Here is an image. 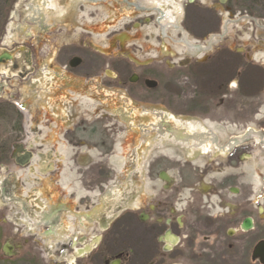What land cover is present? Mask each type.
<instances>
[{
    "label": "flooded vegetation",
    "instance_id": "flooded-vegetation-1",
    "mask_svg": "<svg viewBox=\"0 0 264 264\" xmlns=\"http://www.w3.org/2000/svg\"><path fill=\"white\" fill-rule=\"evenodd\" d=\"M123 1L145 37L78 43L36 72L0 51L29 90L5 98L24 112L5 104L6 139L39 163L10 154L27 186L1 187L3 261L264 264V18L237 0Z\"/></svg>",
    "mask_w": 264,
    "mask_h": 264
},
{
    "label": "rangeland",
    "instance_id": "rangeland-1",
    "mask_svg": "<svg viewBox=\"0 0 264 264\" xmlns=\"http://www.w3.org/2000/svg\"><path fill=\"white\" fill-rule=\"evenodd\" d=\"M75 1L0 0V51L4 49L17 55L20 65L26 64L23 59L24 56H28L31 62L29 66L36 67L37 63L40 65L47 63L52 66V64L59 65V62L62 64L60 57L55 61V54L65 57L72 55L78 43L104 45L111 36L123 31L134 32L135 29H139L136 37H145L146 31L142 30L144 22L137 17L142 14L143 10L134 11L123 0ZM254 1L248 0L253 3L251 10L258 16L257 20H260L259 16L264 18V0H258L260 3ZM34 9L37 12H34ZM59 9L62 10L60 14L57 13ZM43 10L46 13V18L39 15L40 12L43 13ZM135 20L141 21L142 25L140 27L133 25ZM39 22L45 25L40 28ZM37 70L38 67L34 72ZM13 73L4 66L0 68V104L5 101L0 105V198L2 197L1 184L4 181L11 184L17 182L22 190L24 186H27L24 181L26 170L10 157L14 146L23 142L14 141L12 138L6 139L8 136L16 135V128L19 124L17 115H6L10 113V110L5 108V104H14L7 102L5 98L11 100L15 97L19 100L22 96L21 93L29 91L27 85H24L26 80L14 76ZM32 76L34 73L29 74V79ZM43 81L46 85L49 76H44ZM15 110L21 116L24 115V112H21L17 107ZM27 123H29V129H32L30 127L33 125V120L29 119ZM23 145L34 152V157L26 165H39L36 161V145L33 141L29 140ZM45 161L47 163V160ZM41 181L47 183L50 180L43 179ZM2 210L4 209H0V229H3ZM2 241L3 237H0V243ZM3 260L0 251V264H8Z\"/></svg>",
    "mask_w": 264,
    "mask_h": 264
},
{
    "label": "water",
    "instance_id": "water-1",
    "mask_svg": "<svg viewBox=\"0 0 264 264\" xmlns=\"http://www.w3.org/2000/svg\"><path fill=\"white\" fill-rule=\"evenodd\" d=\"M7 53H9L8 51H6ZM3 57V56H2ZM24 160L22 162H20L22 165H24L25 163L29 162L30 160H32L33 158V153L32 151L28 150L27 148L24 149Z\"/></svg>",
    "mask_w": 264,
    "mask_h": 264
},
{
    "label": "trees",
    "instance_id": "trees-1",
    "mask_svg": "<svg viewBox=\"0 0 264 264\" xmlns=\"http://www.w3.org/2000/svg\"><path fill=\"white\" fill-rule=\"evenodd\" d=\"M254 2H255V3H256V2H259V3H260V1H258V0H255ZM237 4L240 5V6H241V5H242V6H246V7L249 8V9L253 8V7H252V4H253V3H252V2H248V0H237ZM8 110H9V109H8Z\"/></svg>",
    "mask_w": 264,
    "mask_h": 264
},
{
    "label": "bare ground",
    "instance_id": "bare-ground-1",
    "mask_svg": "<svg viewBox=\"0 0 264 264\" xmlns=\"http://www.w3.org/2000/svg\"><path fill=\"white\" fill-rule=\"evenodd\" d=\"M44 2H45V1H44ZM43 4H44V3H43ZM39 7H40V6H39ZM61 11H62V10H61V9H59V10L57 11V13H58V14H60V13H61ZM43 13H44V10H43ZM43 13H42V12H40V13H39V15H40L41 17H43V18H46V16H45V15H46V13H44V14H43ZM55 14H56V13H55ZM37 20H38V19H37ZM35 21H36V20H35ZM39 23H42V22H39ZM39 26H42V25L40 24ZM43 26H44V24H43ZM43 26H42V27H43ZM19 28H20V27H19ZM57 111H58V110H57Z\"/></svg>",
    "mask_w": 264,
    "mask_h": 264
}]
</instances>
